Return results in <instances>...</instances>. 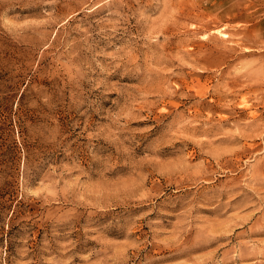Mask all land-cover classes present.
Here are the masks:
<instances>
[{"label": "rangeland", "instance_id": "rangeland-1", "mask_svg": "<svg viewBox=\"0 0 264 264\" xmlns=\"http://www.w3.org/2000/svg\"><path fill=\"white\" fill-rule=\"evenodd\" d=\"M0 264H264V0H0Z\"/></svg>", "mask_w": 264, "mask_h": 264}, {"label": "bare ground", "instance_id": "bare-ground-1", "mask_svg": "<svg viewBox=\"0 0 264 264\" xmlns=\"http://www.w3.org/2000/svg\"><path fill=\"white\" fill-rule=\"evenodd\" d=\"M261 234V233H260Z\"/></svg>", "mask_w": 264, "mask_h": 264}]
</instances>
